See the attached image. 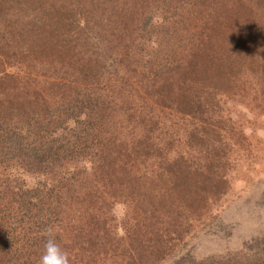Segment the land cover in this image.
I'll return each instance as SVG.
<instances>
[{"label":"trees","instance_id":"1","mask_svg":"<svg viewBox=\"0 0 264 264\" xmlns=\"http://www.w3.org/2000/svg\"><path fill=\"white\" fill-rule=\"evenodd\" d=\"M193 1L195 10L185 0H0V264H39L50 226L87 259L115 250L130 264H159L184 220L228 192L235 150L251 151L214 95H251L264 108L263 20L252 29L258 44L240 37L264 1ZM179 7L185 21L169 11ZM161 17L166 55L152 25ZM152 104L187 120L181 132L156 120ZM18 174L28 179L16 184ZM115 201L129 211L119 239L110 237ZM71 208L78 237L61 225ZM183 264H264V238Z\"/></svg>","mask_w":264,"mask_h":264},{"label":"rangeland","instance_id":"2","mask_svg":"<svg viewBox=\"0 0 264 264\" xmlns=\"http://www.w3.org/2000/svg\"><path fill=\"white\" fill-rule=\"evenodd\" d=\"M185 1L192 10H195L194 1ZM173 3L175 4V2ZM169 11H174L178 15L180 14L179 17L182 18V21L188 19V16L180 7L179 9L175 8ZM258 12L261 16L254 19H247L246 28L240 32L242 40L245 37V39H248L250 42L253 41L256 44L261 41L257 39V37L260 36L258 32L252 31L262 20L264 22V9H259ZM181 15H185L184 18ZM161 21L162 17L160 21L156 22L154 20L152 22V25H156V32L158 30L159 32H163V29L169 28V26L163 27L165 25H170L169 21L163 24ZM163 35L164 32L163 34L161 33V36L159 35V45L157 46L156 53L166 55L167 48L165 46L168 45L162 44L161 38ZM194 43L199 45V41ZM192 49V45H185L181 50L182 55L185 57L188 56ZM260 87L262 86L258 85L255 89H250L249 87V90L257 94ZM214 97L223 105V116L227 117L229 120H233V122L239 126L237 135L245 136L247 139L246 142L243 141L241 143L245 145L243 149L250 150L251 153L235 150L232 159L233 166L229 172L230 188L228 192L221 197L216 205H214L211 213H207L201 216V218L184 220L181 227L183 230L182 238L177 236V231L173 233V238H175L176 241L175 243L169 242L171 247L173 244L176 245L172 248L173 253L167 252L162 257L165 260L159 264H183L186 260L199 262L211 254L228 251L230 253H236L240 250H249L253 245L260 243L261 239L264 238V108L260 109L256 107L259 105H257L258 103H256V101L254 103V101L251 100V95L248 96L246 100L239 97L232 98L230 94L221 96L214 95ZM167 110L168 109H162L156 104L150 106L151 115H153L156 120H165V117L172 115L171 112ZM166 120L171 121V128L176 130L175 134L180 133L181 128L187 123V120H180L173 116L168 117ZM131 129L137 131L139 126L132 125ZM152 132H154V136H160L158 129L152 130ZM178 146V143L173 145L170 151H174L175 148H180ZM171 153L173 154L172 151ZM175 154H178V152L175 151ZM65 169L68 170V167L66 166ZM26 176L27 175L18 174L15 179L16 184H20L23 181L22 179H28ZM26 181L28 184L33 183L29 180ZM67 182L69 181L66 176L64 178V183ZM16 184L14 183L13 185L16 186ZM13 185L12 187L14 188ZM64 197L65 201L68 202L69 200L66 193H64ZM105 200L110 201L108 197ZM8 206H10V209L17 207L16 204H7V207ZM109 210L108 218L112 228H110V237L119 239V236L124 234V226L128 225L127 222L124 221V215L126 212L129 215V211L121 201L113 202ZM70 211L71 213L65 216V220L61 225H63L65 229L70 228L65 230V233L70 232L71 235L78 237V234L72 230V224L76 223L73 222L77 218V215L74 214L76 211L73 208H71ZM80 218H83V215H81ZM2 221L6 222L5 219ZM80 222V226H84L85 221L80 220ZM115 227L118 229V235L113 231ZM22 236V234L16 237L10 236L9 239L11 238V240L9 242L12 241V246L18 245L19 247L23 244ZM64 243L68 244L67 248L64 249L70 254L72 264H126L129 262L128 258H124L123 256L120 257L119 252L115 250H110L108 252L100 250L95 251V253L101 256H107L109 259L100 258L96 260L91 252L87 259L78 251L77 247L74 246L75 250L72 248L74 244L66 236ZM82 244L85 246L89 244L90 246V241H88L87 244L83 236ZM124 245H127V243L124 242ZM95 260L100 263H95ZM20 263L21 262H19V264ZM131 264H135V261L132 260Z\"/></svg>","mask_w":264,"mask_h":264},{"label":"clouds","instance_id":"3","mask_svg":"<svg viewBox=\"0 0 264 264\" xmlns=\"http://www.w3.org/2000/svg\"><path fill=\"white\" fill-rule=\"evenodd\" d=\"M55 236L56 232L53 227L45 229L46 242L39 264H70V254L57 243Z\"/></svg>","mask_w":264,"mask_h":264}]
</instances>
